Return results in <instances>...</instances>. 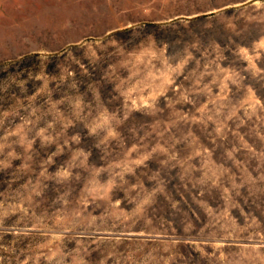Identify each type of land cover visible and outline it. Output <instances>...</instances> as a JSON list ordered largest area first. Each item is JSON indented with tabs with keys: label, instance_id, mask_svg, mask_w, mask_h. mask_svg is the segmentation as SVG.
<instances>
[{
	"label": "rangeland",
	"instance_id": "374dc122",
	"mask_svg": "<svg viewBox=\"0 0 264 264\" xmlns=\"http://www.w3.org/2000/svg\"><path fill=\"white\" fill-rule=\"evenodd\" d=\"M0 264H264V0H0Z\"/></svg>",
	"mask_w": 264,
	"mask_h": 264
}]
</instances>
